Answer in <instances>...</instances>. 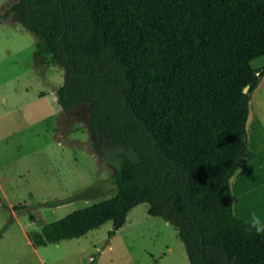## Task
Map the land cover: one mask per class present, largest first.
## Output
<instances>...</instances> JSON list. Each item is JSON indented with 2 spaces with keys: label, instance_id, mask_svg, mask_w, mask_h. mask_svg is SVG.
<instances>
[{
  "label": "trees",
  "instance_id": "trees-1",
  "mask_svg": "<svg viewBox=\"0 0 264 264\" xmlns=\"http://www.w3.org/2000/svg\"><path fill=\"white\" fill-rule=\"evenodd\" d=\"M11 15L64 68L58 106L88 105L91 127L138 158L122 159L113 197L31 233L34 248L108 222L113 235L147 204L177 229L189 264H264V236L233 214L230 186L254 158L264 0H19L0 19Z\"/></svg>",
  "mask_w": 264,
  "mask_h": 264
},
{
  "label": "rangeland",
  "instance_id": "rangeland-1",
  "mask_svg": "<svg viewBox=\"0 0 264 264\" xmlns=\"http://www.w3.org/2000/svg\"><path fill=\"white\" fill-rule=\"evenodd\" d=\"M18 1L0 0V16ZM251 65L264 67V57ZM64 82L44 42L15 15L0 19V264H189L177 229L149 216L147 204L132 209L113 235L108 222L79 239L31 245L28 236L43 225L113 197L112 176L124 157L138 162L91 127L88 105L58 106ZM246 131L254 158L231 179L235 209L241 190L264 203V76L250 94Z\"/></svg>",
  "mask_w": 264,
  "mask_h": 264
},
{
  "label": "crops",
  "instance_id": "crops-1",
  "mask_svg": "<svg viewBox=\"0 0 264 264\" xmlns=\"http://www.w3.org/2000/svg\"><path fill=\"white\" fill-rule=\"evenodd\" d=\"M240 195L243 199L240 203H238V207L235 209V216L239 219L242 218L247 221L250 218V213L256 212L262 219H264V203L257 201V193H249V191L244 192L241 190ZM257 203L260 205L256 206Z\"/></svg>",
  "mask_w": 264,
  "mask_h": 264
},
{
  "label": "clouds",
  "instance_id": "clouds-1",
  "mask_svg": "<svg viewBox=\"0 0 264 264\" xmlns=\"http://www.w3.org/2000/svg\"><path fill=\"white\" fill-rule=\"evenodd\" d=\"M233 214H235V203L231 204ZM246 232L254 233L257 236H264V219L256 212L250 213V218L246 221Z\"/></svg>",
  "mask_w": 264,
  "mask_h": 264
},
{
  "label": "water",
  "instance_id": "water-1",
  "mask_svg": "<svg viewBox=\"0 0 264 264\" xmlns=\"http://www.w3.org/2000/svg\"><path fill=\"white\" fill-rule=\"evenodd\" d=\"M249 89H250V87H249V86H246V87L244 88V90H243V93H244V94H248Z\"/></svg>",
  "mask_w": 264,
  "mask_h": 264
}]
</instances>
